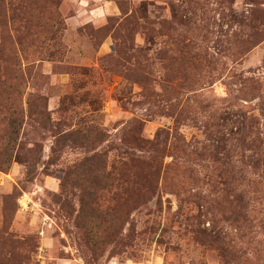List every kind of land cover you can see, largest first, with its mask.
I'll list each match as a JSON object with an SVG mask.
<instances>
[{"label":"rangeland","instance_id":"rangeland-1","mask_svg":"<svg viewBox=\"0 0 264 264\" xmlns=\"http://www.w3.org/2000/svg\"><path fill=\"white\" fill-rule=\"evenodd\" d=\"M263 155L264 0H0V264H264Z\"/></svg>","mask_w":264,"mask_h":264},{"label":"trees","instance_id":"trees-1","mask_svg":"<svg viewBox=\"0 0 264 264\" xmlns=\"http://www.w3.org/2000/svg\"><path fill=\"white\" fill-rule=\"evenodd\" d=\"M43 113H44V111H43V109H42V114H43ZM12 114H14V117L17 116V115L19 114V110H18V109H15L14 111H12ZM238 116H239L240 120L242 119V120H244V122H245L246 120H251V121L254 120L253 118L245 117V116L243 115V113H241V112L238 113ZM10 119H11V117L9 118V120H10ZM244 122H243V124H245ZM11 123H12V124H17V118H13L12 121H11ZM15 133H17V132L15 131L14 134H15ZM252 156H254V154L251 155V157H252ZM256 161L258 162V165H260L262 168H264V155L261 156V158L257 159ZM252 162H253V161H252Z\"/></svg>","mask_w":264,"mask_h":264}]
</instances>
